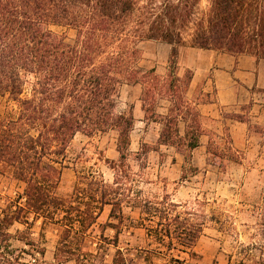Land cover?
Wrapping results in <instances>:
<instances>
[{"label": "trees", "instance_id": "1", "mask_svg": "<svg viewBox=\"0 0 264 264\" xmlns=\"http://www.w3.org/2000/svg\"><path fill=\"white\" fill-rule=\"evenodd\" d=\"M201 2L0 0V96L9 102L0 112V173L23 187L0 213V264H24L9 228L28 224V214L58 224L56 264H95L90 239L118 247L131 220L125 207L139 210L137 226L159 245L196 254L209 221L220 219L199 199L178 203L168 193L150 195L139 187L140 174L128 161L135 117L132 110L119 112L118 104L125 84H140L142 109L162 125L160 144L188 150L200 145L202 114L187 97L193 71L180 73L181 49L264 59V0ZM52 27L74 29L76 37L68 41ZM149 40L171 46L165 76L140 66L139 44ZM161 99L171 103L167 113L157 111ZM111 130L118 133L120 154L108 161L113 180L92 167L78 173L74 195L60 197L56 191L75 137ZM105 206L110 212L100 223ZM110 229L113 236L106 234ZM110 264H128L121 249Z\"/></svg>", "mask_w": 264, "mask_h": 264}, {"label": "rangeland", "instance_id": "2", "mask_svg": "<svg viewBox=\"0 0 264 264\" xmlns=\"http://www.w3.org/2000/svg\"><path fill=\"white\" fill-rule=\"evenodd\" d=\"M201 6H210V0H202ZM52 29L68 41L76 37L74 29ZM139 46L142 53L140 66L155 68L158 74L165 76L171 46L156 40L143 41ZM217 53L236 59L241 57L242 68L235 72L229 67L227 75L218 82L220 87L211 81L206 92L203 90L205 79L201 80L200 74L211 78L213 72L205 71L210 65L208 62L199 66L197 61ZM179 63L180 73L189 68L194 76V70L200 68L194 86L188 91L190 102L218 104L210 105L212 110L204 111L199 118L200 145L188 150L160 144L162 125L142 109V86L125 84L118 111L132 110L135 117L128 161L132 170L140 174L139 187L146 194L168 193L178 203H194L199 199L206 202L204 210L220 220L209 221L194 246L196 254H190L189 250L180 247L169 251L159 245L144 228L137 226L139 210L125 207V215L131 220L121 229L119 246L100 245L94 238L90 239L87 249L94 254L95 264H110L118 248L123 251L128 264H264V59L186 45L181 49ZM260 63L262 70L259 71ZM226 78L229 82L224 81ZM219 92H222V105L218 102ZM8 105L7 99L0 96L1 113ZM170 107L169 100L161 99L157 111L167 113ZM184 129L182 122V135ZM117 140L115 130L91 137L78 134L68 150V161L62 168L57 194L69 199L76 191L78 173L92 167L111 182L114 170L108 161L119 159ZM22 188L11 177L0 173L1 214L10 198ZM109 212L110 207L105 206L100 223L107 220ZM58 227L54 222L28 214V224L22 220L10 226L9 232L13 235L10 243L24 264H56ZM106 234L113 236L115 231L110 229ZM0 243L3 244L1 236ZM2 250L3 247L0 252Z\"/></svg>", "mask_w": 264, "mask_h": 264}, {"label": "crops", "instance_id": "3", "mask_svg": "<svg viewBox=\"0 0 264 264\" xmlns=\"http://www.w3.org/2000/svg\"><path fill=\"white\" fill-rule=\"evenodd\" d=\"M194 48V47H192ZM196 49H200V48H196ZM201 50H211V49H201ZM205 55V54H204ZM231 60H233L231 62ZM242 61L243 59L241 57H238L237 59L232 57V56H229V55H226V54H222V53H217V54H214V55H207L206 59H203L202 61H197V65L201 66L202 65V62H208L210 65L207 69H205V71H211L213 72V77L211 78H207L206 76L205 77H202L203 75H201L199 72H200V68L194 70L195 71V74L193 76V79H192V83H191V87L194 86V83H195V79L197 78V75L198 73L200 74V78L201 80H204L205 79V83L203 85V90L208 92L209 89H208V86H209V82H213L214 84H216V86L220 87L218 85V82L220 80V78H223L224 75H227V71H228V68H234L235 69V72H239L242 68ZM262 62V61H261ZM201 63V64H200ZM262 64L260 63V70H262ZM207 79V80H206ZM200 80V79H199ZM228 81V78L224 79V81ZM219 91H221L220 88H218ZM218 102H220V104L222 105L223 103L222 102V92H219L218 94ZM210 105H218L217 103H214V102H211L209 104L207 103H200L198 104V108L201 112V114L206 111V110H210L211 107H209ZM212 110V108H211Z\"/></svg>", "mask_w": 264, "mask_h": 264}]
</instances>
